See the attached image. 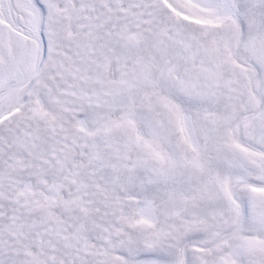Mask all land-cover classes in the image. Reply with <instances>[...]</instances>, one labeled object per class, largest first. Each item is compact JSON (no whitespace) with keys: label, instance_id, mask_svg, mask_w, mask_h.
<instances>
[{"label":"snow or ice","instance_id":"snow-or-ice-1","mask_svg":"<svg viewBox=\"0 0 264 264\" xmlns=\"http://www.w3.org/2000/svg\"><path fill=\"white\" fill-rule=\"evenodd\" d=\"M0 264H264V0H0Z\"/></svg>","mask_w":264,"mask_h":264}]
</instances>
